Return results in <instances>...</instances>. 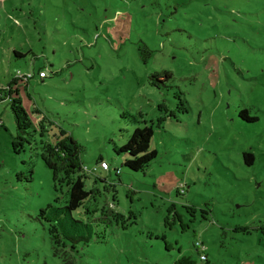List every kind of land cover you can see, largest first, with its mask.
Wrapping results in <instances>:
<instances>
[{
    "label": "rangeland",
    "instance_id": "1",
    "mask_svg": "<svg viewBox=\"0 0 264 264\" xmlns=\"http://www.w3.org/2000/svg\"><path fill=\"white\" fill-rule=\"evenodd\" d=\"M11 46L32 51L21 70L57 73L21 90L34 128L18 132L0 102V264H264V0H0V49ZM144 125L157 156L131 171L114 148ZM62 132L84 167L110 166L81 173L93 193L73 214L95 228L75 249L40 218L75 177L42 157Z\"/></svg>",
    "mask_w": 264,
    "mask_h": 264
},
{
    "label": "trees",
    "instance_id": "2",
    "mask_svg": "<svg viewBox=\"0 0 264 264\" xmlns=\"http://www.w3.org/2000/svg\"><path fill=\"white\" fill-rule=\"evenodd\" d=\"M31 50L23 52L18 50L13 46L11 52L8 54L7 60H5L6 73L3 72V63L0 67V102H8L11 106V110L14 113L16 120V126L18 132H25L28 127L34 128L33 124L30 122L25 109L21 105L20 97L15 95V87L20 83L28 84L31 79L37 78L41 81L49 76L57 73V71L51 70V63H47L48 66L39 67L35 69L33 67H26L25 71L19 68V62H15L17 59H22ZM145 54L150 55L151 51L144 48ZM33 57H36L32 53ZM1 57V54H0ZM144 58V57H143ZM10 68H12L10 70ZM44 71V76H39V73ZM5 73V74H4ZM31 74L30 77L24 79L18 74ZM169 77L171 73L168 71L156 72L149 76L150 85L153 87L160 88L159 84H163ZM4 81V82H3ZM20 82V83H19ZM248 110L243 108L239 110V117L246 121H253L255 117L248 116ZM28 125V126H27ZM3 124L0 123V127ZM153 136V128L144 125L142 127H135L126 141L114 148V152L118 155L123 156L122 166L131 171L144 172L150 165V162L156 158V149L150 148L151 139ZM43 150V160L46 165L51 168L55 173H62L64 176L74 175L75 177L68 182V199L65 204L58 205L56 203L48 204L45 209L40 210V218L51 223L53 229L51 233L53 238L57 243H60V239L64 246H68L70 249H75L77 245L86 244L93 239L94 228L93 221L86 217L85 219H80L75 217L73 212H75L80 204L87 198L91 197L92 190H87L84 186L83 181V169L84 164L80 158L81 146L80 144L72 138L70 134L62 132L61 137L54 143H44L42 144ZM243 160L246 165H251L253 160V155L251 153H243ZM105 159L101 156L96 161V165ZM106 162V161H105ZM108 164V162H107ZM108 164V168H109ZM109 171V169L107 170ZM116 174L119 173V169H115ZM85 175V174H84ZM86 177V176H85ZM102 180L101 178H99ZM95 211V209L93 210ZM89 213V212H87ZM255 229H260L264 232V227H256ZM58 238V239H57ZM200 241L195 242V247L199 251L200 255L205 251H201ZM204 245V244H203ZM205 246V245H204ZM206 248V246H205ZM201 259V258H200ZM206 259V255H205ZM201 259V260H205ZM61 264H75L70 257H65ZM174 264H192L189 258L182 256L178 258Z\"/></svg>",
    "mask_w": 264,
    "mask_h": 264
},
{
    "label": "built area",
    "instance_id": "3",
    "mask_svg": "<svg viewBox=\"0 0 264 264\" xmlns=\"http://www.w3.org/2000/svg\"><path fill=\"white\" fill-rule=\"evenodd\" d=\"M18 76H22L24 79H26V78H28V77H30L31 76V74H25V75H23V74H18ZM39 76H41V77H43L44 76V71H42V72H40L39 73ZM96 169H101V170H105V171H107L109 168H108V164H107V162H105V161H101L100 163H98L97 165H95L93 168H91V169H89V168H84L83 170V172L85 173V174H87V173H94L95 171H96ZM200 244V250L201 251H205V246L200 242L199 243ZM200 258L201 259H205V255L202 253L201 255H200Z\"/></svg>",
    "mask_w": 264,
    "mask_h": 264
},
{
    "label": "crops",
    "instance_id": "4",
    "mask_svg": "<svg viewBox=\"0 0 264 264\" xmlns=\"http://www.w3.org/2000/svg\"><path fill=\"white\" fill-rule=\"evenodd\" d=\"M12 48H13V46H11V47H7V48H4V49H0V54H1V59L2 60H4V62H3V66H2V70H3V72H5L6 73V69H5V60H7V58H8V54L11 52V50H12ZM4 73V74H5ZM39 80V79H38ZM32 80H30L29 82H28V84H22V83H20L19 84V86H18V90L15 88L14 90H16L15 91V95H14V97L15 96H17V97H20V99H21V90L22 89H24V90H27V88L30 86V82H31ZM41 81V80H40ZM4 82V81H3ZM97 161V160H96ZM96 163V162H95ZM99 171H103V170H101V169H99ZM105 171V170H104Z\"/></svg>",
    "mask_w": 264,
    "mask_h": 264
}]
</instances>
